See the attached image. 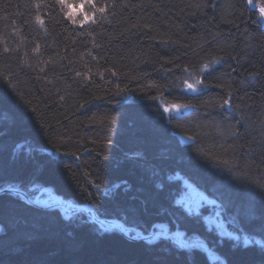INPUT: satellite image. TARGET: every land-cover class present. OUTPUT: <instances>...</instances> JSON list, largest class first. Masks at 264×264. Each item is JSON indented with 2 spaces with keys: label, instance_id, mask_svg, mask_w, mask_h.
I'll list each match as a JSON object with an SVG mask.
<instances>
[{
  "label": "trees",
  "instance_id": "1",
  "mask_svg": "<svg viewBox=\"0 0 264 264\" xmlns=\"http://www.w3.org/2000/svg\"><path fill=\"white\" fill-rule=\"evenodd\" d=\"M262 17L248 0H0V189L50 187L219 256L2 191L0 264H264ZM182 176L239 238L177 202Z\"/></svg>",
  "mask_w": 264,
  "mask_h": 264
},
{
  "label": "rangeland",
  "instance_id": "2",
  "mask_svg": "<svg viewBox=\"0 0 264 264\" xmlns=\"http://www.w3.org/2000/svg\"><path fill=\"white\" fill-rule=\"evenodd\" d=\"M253 8L259 9L261 5L256 4L253 1L251 5ZM262 20L264 21V14H262ZM176 112H181L180 109H174ZM181 176V175H180ZM184 190L181 195L177 198V202L181 204L188 212H202L209 227H215L222 235L233 236L235 238H239V235L234 231H231L230 228L227 226L226 220L222 214V208L220 206V202L216 199L215 196L209 194L206 190L198 187L192 180L188 177L182 176ZM13 188V187H12ZM15 188V187H14ZM16 189V188H15ZM27 197L31 200L39 204L40 206H52L51 208L59 209L61 214L65 218H70L73 215L77 214L78 212H84L87 217L99 223L105 229H119L122 230L129 236L132 237H140L145 235L141 231L137 230L134 227H128L123 224V222L118 220H109L103 219L97 215L93 206L90 204H77L71 200L65 199L60 195H57L52 188L46 187L43 185H34L28 191H23ZM63 200L64 204L58 203L57 200ZM86 206V207H83ZM90 206V207H89ZM151 232L155 234L151 237V240L156 239L157 237H168L175 240L180 246L183 247H190L192 245H199L205 249H208V246L199 238H190L186 237L183 232L182 234L183 242L179 243L178 237L172 234H168L169 231L163 228H155ZM245 241H252V237L244 236ZM261 241V239H257ZM190 245V246H189ZM210 250V249H209ZM210 257L212 260L218 259L216 254H213L210 251Z\"/></svg>",
  "mask_w": 264,
  "mask_h": 264
},
{
  "label": "water",
  "instance_id": "3",
  "mask_svg": "<svg viewBox=\"0 0 264 264\" xmlns=\"http://www.w3.org/2000/svg\"><path fill=\"white\" fill-rule=\"evenodd\" d=\"M192 111V106H190V105H187V106H185L184 108H183V110L181 111V112H177V116H179V117H182V116H184V115H186V114H188L189 112H191ZM183 140H185V141H188L186 138H183ZM46 152H52L50 149H46L45 150ZM56 153L58 154L59 152L58 151H56ZM2 191H14V192H18L21 196H22V198L23 199H25V200H27L28 202H31V203H33V204H36V205H39V204H37L36 202H34L33 200H31L29 197H27L26 195H25V193L23 192V191H21V190H18V189H15V188H5V189H0V192H2ZM90 206H92V205H90ZM44 207H52V206H44ZM83 207H86V206H83ZM93 209H94V207H93ZM95 210V209H94ZM179 231L180 230H176V231H173V232H169L168 234L170 235V234H172V235H174V236H177L178 237V241H179V243H182L183 242V238H182V234H180L179 233ZM181 232V231H180ZM155 233L154 232H150V233H148V234H145V235H142L141 237L142 238H144V239H146V240H151V237L154 235ZM190 246V245H189ZM193 246V245H192ZM197 246H199V245H197ZM205 249V248H204ZM206 251H207V253L210 255V250H209V247H208V249H205ZM216 257L217 258H219V256L216 254ZM222 262H225L224 260H222Z\"/></svg>",
  "mask_w": 264,
  "mask_h": 264
},
{
  "label": "snow or ice",
  "instance_id": "4",
  "mask_svg": "<svg viewBox=\"0 0 264 264\" xmlns=\"http://www.w3.org/2000/svg\"><path fill=\"white\" fill-rule=\"evenodd\" d=\"M248 3H249L250 5H252V4H253V0H248ZM99 11H100V12H103V11H104V8L101 7V8L99 9ZM259 11H260L262 14H264V6H260V7H259ZM84 19L86 20L87 17L85 16ZM74 22H75V21H74ZM205 67H206V66H205ZM197 83H199V81H197ZM188 88L191 89V90H196L192 84H189V85H188ZM224 103H225V104H228V101L225 100ZM172 107H173V108H178L179 106L173 105ZM165 110H169V109L166 108Z\"/></svg>",
  "mask_w": 264,
  "mask_h": 264
},
{
  "label": "bare ground",
  "instance_id": "5",
  "mask_svg": "<svg viewBox=\"0 0 264 264\" xmlns=\"http://www.w3.org/2000/svg\"><path fill=\"white\" fill-rule=\"evenodd\" d=\"M63 200H61V199H59V200H57V204L58 203H61V204H64L65 202H62ZM90 207V206H89Z\"/></svg>",
  "mask_w": 264,
  "mask_h": 264
}]
</instances>
